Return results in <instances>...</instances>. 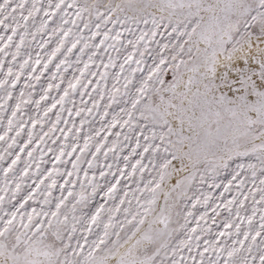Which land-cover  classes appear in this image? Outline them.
<instances>
[{
  "label": "snow or ice",
  "instance_id": "snow-or-ice-1",
  "mask_svg": "<svg viewBox=\"0 0 264 264\" xmlns=\"http://www.w3.org/2000/svg\"><path fill=\"white\" fill-rule=\"evenodd\" d=\"M0 264H264V0H0Z\"/></svg>",
  "mask_w": 264,
  "mask_h": 264
},
{
  "label": "rangeland",
  "instance_id": "rangeland-1",
  "mask_svg": "<svg viewBox=\"0 0 264 264\" xmlns=\"http://www.w3.org/2000/svg\"><path fill=\"white\" fill-rule=\"evenodd\" d=\"M85 59H86V57H85ZM82 66V65H81ZM51 67V66H50ZM71 69H69V72L66 74L67 76H68V78H71ZM48 76H49V73H45V76L44 77H42V81H44L45 82V87H46V81H47V78H48ZM39 92H40V87H39V85H37V87H36V94H35V96H34V98L35 99H39ZM53 94H55V93H53ZM86 98V97H85ZM76 99H77V103H79V97L77 96L76 97ZM30 107V109H31V114H35V106L34 105H30L29 106ZM55 111V110H54ZM65 115H67L66 113H65ZM53 119H54V117H53ZM79 121V118H77V122ZM96 128H99L100 127V123H99V121H98V118H97V123H96ZM81 143H82V141H81ZM125 154H127V150H126V152H125ZM51 156H52V154L51 153H49L48 154V157H46V158H51ZM121 166H123L122 164H121ZM46 167H51V164H49V165H46ZM69 167H70V165H69ZM61 182H62V180H61ZM218 191L219 190H217V193H218ZM57 195L59 194L58 192L56 193ZM97 199H99V197H97Z\"/></svg>",
  "mask_w": 264,
  "mask_h": 264
}]
</instances>
